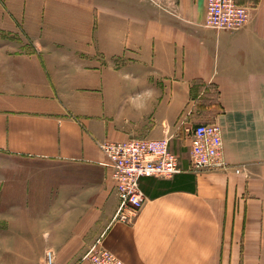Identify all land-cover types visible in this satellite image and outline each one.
Returning <instances> with one entry per match:
<instances>
[{
	"label": "crops",
	"instance_id": "crops-1",
	"mask_svg": "<svg viewBox=\"0 0 264 264\" xmlns=\"http://www.w3.org/2000/svg\"><path fill=\"white\" fill-rule=\"evenodd\" d=\"M206 1L0 0V154L61 168L0 247L35 249L23 264L97 241L124 264H264V0L240 1L238 31L206 28ZM195 81L218 113L197 115ZM193 121L220 126L225 168L190 170ZM163 138L180 173L141 179L137 218L112 222L100 145Z\"/></svg>",
	"mask_w": 264,
	"mask_h": 264
},
{
	"label": "built area",
	"instance_id": "built-area-1",
	"mask_svg": "<svg viewBox=\"0 0 264 264\" xmlns=\"http://www.w3.org/2000/svg\"><path fill=\"white\" fill-rule=\"evenodd\" d=\"M240 1L207 0L204 26L217 31L242 29L248 22L250 7ZM169 141L170 138L133 139L100 145L119 201L112 222L129 225L137 218L145 203L141 179H171L180 173L179 159L170 150ZM225 167L220 126L216 123L195 126L190 137V170ZM44 264H58L54 253H45ZM75 264L124 263L97 241Z\"/></svg>",
	"mask_w": 264,
	"mask_h": 264
},
{
	"label": "rangeland",
	"instance_id": "rangeland-1",
	"mask_svg": "<svg viewBox=\"0 0 264 264\" xmlns=\"http://www.w3.org/2000/svg\"><path fill=\"white\" fill-rule=\"evenodd\" d=\"M209 93L214 96L215 92L210 88ZM208 123L212 122L193 121V125L189 130L190 137L195 126ZM59 175H61L59 164L49 161L38 162L13 157L7 154H0V211L4 212V215L2 214L0 216L2 219L0 221V227L5 230V232H3L5 241L7 239L6 231L11 229L14 225L18 227V225L23 223L20 220V216L12 215V213L19 209H24L26 211L28 209L30 211H35V207L43 209V202L46 201L44 199L45 195L47 192L53 190V182L54 180H58ZM49 194L50 193H48V195ZM34 251L35 249L12 248L5 245L4 247H0V264H23L21 261L30 258H28L29 255L25 259L21 257L25 254L27 256V254L30 253V255H33ZM47 251L54 253L52 250ZM77 261L72 264H75Z\"/></svg>",
	"mask_w": 264,
	"mask_h": 264
},
{
	"label": "trees",
	"instance_id": "trees-1",
	"mask_svg": "<svg viewBox=\"0 0 264 264\" xmlns=\"http://www.w3.org/2000/svg\"><path fill=\"white\" fill-rule=\"evenodd\" d=\"M210 89V88H209ZM208 88L201 81H195L191 89V95L196 100L195 112L197 115H203L205 112L218 113L220 111V105L218 103L217 92L214 90V96L210 95ZM206 91V92H205ZM202 93V95H201ZM200 95V96H199ZM200 125V124H199Z\"/></svg>",
	"mask_w": 264,
	"mask_h": 264
}]
</instances>
